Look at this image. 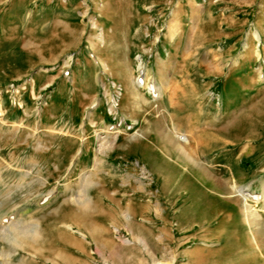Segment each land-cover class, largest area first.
Listing matches in <instances>:
<instances>
[{"label": "rangeland", "instance_id": "1", "mask_svg": "<svg viewBox=\"0 0 264 264\" xmlns=\"http://www.w3.org/2000/svg\"><path fill=\"white\" fill-rule=\"evenodd\" d=\"M216 2L207 4L206 18L205 9L195 8L192 0H0V106L5 100L9 113L6 119L0 118V170L6 180L0 181V220L20 217L22 226L37 224L40 231L35 241L20 238L19 247L0 240V263L170 264L161 259L162 249L153 240L151 246L160 252V259L149 251L145 239L140 240L164 230L163 222H147L157 207L147 201L150 195L146 194L153 190L142 191L140 187L142 181L149 180L135 160L143 137L139 135L136 140L127 136L136 132L131 124L122 119L123 125L118 126V121L109 116L115 96L131 116L155 117L156 107L138 109L127 101L122 104L123 89L117 85L122 89L118 92L114 83L110 86L109 76L104 78L109 88L96 87L101 75L95 80L96 71L90 61L93 49L106 62L123 57L126 31L131 26L141 28L149 35L143 32L142 37L150 41L147 46L141 40L146 45L135 54L136 78L138 59L144 57L146 84L150 86L155 67L152 61L149 65L145 61L148 56L144 50H149L150 60L158 54L173 60L179 43L170 41V28L177 27L179 31L176 24L172 25L174 21L194 16L200 22L198 28L185 27L178 35L188 37L186 54L199 48V53L207 55L220 47L218 40L240 39L242 35L244 47L254 35V24L264 29V0ZM146 6L152 12L146 13ZM219 6H232L236 13H222ZM91 17L95 23L89 25ZM219 23H223L222 29ZM158 36L160 40L154 47L153 39ZM255 37L260 40L259 34ZM222 48L233 56L229 69L236 64L237 53L240 52L238 57L247 54L226 83L232 90L240 84L245 97L228 94L227 108L234 118L245 123V137L253 132L263 136L264 63L259 60L253 64L252 50H239L233 44ZM83 65H88L91 72L85 79ZM141 89L151 95L146 87ZM208 95L223 112L224 95L215 89ZM240 100L242 106L236 103ZM22 104L31 107L29 116L28 108H21ZM42 115L49 120L47 123L42 124ZM20 121L23 123L18 128ZM156 127V122L150 126ZM63 129L65 135L61 136ZM104 137H109L110 142H106L107 151L100 155L102 162L98 164L96 156ZM261 210L264 216V208ZM261 242L264 250V238ZM257 247L261 250L259 241ZM10 253V259L2 256ZM217 262L220 263L215 258L207 264Z\"/></svg>", "mask_w": 264, "mask_h": 264}, {"label": "crops", "instance_id": "2", "mask_svg": "<svg viewBox=\"0 0 264 264\" xmlns=\"http://www.w3.org/2000/svg\"><path fill=\"white\" fill-rule=\"evenodd\" d=\"M192 1L195 8L205 9L203 17L206 18L207 4L217 3L216 0H206L205 3L203 0ZM212 1L215 2L211 3ZM231 7L219 6L217 9L225 14H235ZM150 9L146 6L145 12H152ZM90 19L89 25L94 24L93 18ZM198 21L196 17L189 16L183 22L172 23L179 28L175 37L171 35V28L169 32L171 44L176 45L179 40L178 54L173 60L164 54L155 55L150 60L149 50H144L148 56L145 61L148 65L152 61L155 67L153 82L161 90L159 100H155L152 94L148 96L143 93V86L137 85L135 54L140 46L148 44L150 40L142 37L144 30L134 26L125 33L123 57L116 61L111 60L112 67L110 61H104L94 49L92 50L93 58L90 62L96 71L95 80L101 75L100 83L96 81L95 85L109 88L104 81V78L109 76L110 86L114 83L123 89L122 104L130 102L138 109L152 105L157 110L156 116L152 118H143L141 114L131 116L119 103L116 119L109 115L111 119L118 121V126L123 125L122 119L131 124V129L136 132L126 133L127 136L131 135L133 139L138 140L141 135L144 140L140 139L142 145L139 154H135V160L148 174L150 181H142L140 187L142 191L153 190L146 194L150 195L147 201L157 207L156 214L148 218L147 222L164 223V230L157 231L156 236L151 233V237H140V240L145 239L148 243L149 251L160 259V252L151 246L153 240L162 249L161 259L169 261L170 264H207L210 259L215 258L220 261L217 264H264L261 262L264 260L261 242V238H264V216L261 214V209L264 208V135L253 132L251 136L245 137V123L234 118L227 108L228 94L245 97L246 91L240 84L232 90L226 83L232 71L241 65L247 54L238 57L239 52L234 55L238 58L237 62L229 69L233 56H228L222 48L233 44L239 50H252L253 64L259 60L264 63V29L254 24V35L246 40L244 47L242 35L240 39L236 37L218 40L216 43L220 47L207 55L199 53V48L186 54L188 37L178 38V35L185 27L198 28ZM220 24L219 29H222L223 23ZM255 32L259 34L260 40L255 37ZM144 33L147 37L148 32ZM156 38L153 39V46L160 40L159 36ZM141 40L147 43L142 44ZM168 65L170 66L167 67ZM88 68V65L82 67L83 79L91 75ZM148 73L150 75V69ZM82 86H85L84 81ZM261 88L264 93V87ZM212 89L224 95L223 112L216 103L217 107L214 105L212 97L208 95ZM229 101L232 105L230 99ZM2 102L3 114L0 118L6 119L5 116H9L5 109L7 103L5 104V100ZM236 103L243 105L242 100ZM22 106L31 108L28 105ZM166 106L171 109L170 112L166 110ZM42 120L43 123L49 121H45L43 115L41 122ZM153 122L157 124L155 129L150 128ZM62 133L59 134L65 135L64 129ZM182 134L186 137L183 138ZM120 135L121 133L118 137ZM104 138L101 139L109 144V137ZM104 151L107 149H100L96 163L98 160V164L102 162L100 155L104 154ZM244 189H249L251 196L246 197V194L241 193ZM256 194L258 196H254ZM256 197L261 199L256 200ZM247 204L260 218L252 227L244 215ZM201 208L204 209L202 212L199 210ZM174 223H177L175 227ZM252 232H256L261 250L252 241ZM229 254L231 256H227Z\"/></svg>", "mask_w": 264, "mask_h": 264}, {"label": "bare ground", "instance_id": "3", "mask_svg": "<svg viewBox=\"0 0 264 264\" xmlns=\"http://www.w3.org/2000/svg\"><path fill=\"white\" fill-rule=\"evenodd\" d=\"M177 33H178L177 27H173L171 29L172 37H175L177 35ZM255 35H258L257 32H255ZM147 80H148V78H147ZM153 81L150 83V86H148L146 84L145 71L142 70V67H141L140 71H139V76L137 78L138 85L146 87L149 90V92L152 94V96L159 97L161 94V90L156 86L157 84L155 85V82H153ZM21 108H24V106H22ZM29 110H30L29 108L26 110V115H28V116H29ZM0 113L3 114L1 106H0ZM20 122L17 126L18 128H20L21 124L23 123V122H21V123ZM42 124H43V122H42ZM37 130H38L37 125H35L34 126V133H36ZM106 142H107L106 140L102 141V144L100 146L101 151L105 150V147L107 146ZM97 163H99V162H97ZM0 181L6 182L5 177H4L3 173L1 172V170H0ZM241 193L246 194L247 195L246 197L251 196L249 189H244V191L242 190ZM263 197H264V194H263ZM260 199H261V197H260ZM88 203H89V201H88ZM244 215H245V219H246L248 224H250L251 221H254L253 223H255L256 221L258 222L259 221L258 219H260L248 204L245 207ZM19 218L17 219L15 216H13L11 218L8 217L6 220H0V240H8V242L10 241L14 247L21 246L20 238L22 239L23 237H25V238L30 237L31 238L30 240L35 241L38 237H40V231H39V228L37 227V224H28V225L22 226L23 221H21ZM252 234H253L252 241H254L256 246H258V239L256 237V232H252ZM143 243H145V242L143 241ZM147 248H148V245H147ZM2 256L7 258V259H10L11 253L10 254H2ZM7 263H9V260H7ZM0 264H2V263H0Z\"/></svg>", "mask_w": 264, "mask_h": 264}, {"label": "built area", "instance_id": "4", "mask_svg": "<svg viewBox=\"0 0 264 264\" xmlns=\"http://www.w3.org/2000/svg\"><path fill=\"white\" fill-rule=\"evenodd\" d=\"M143 68V63H142V60L139 61V68H138V73L140 71V68ZM118 90V92H122V89L120 87H117L116 88ZM119 106V97L118 96H115L112 100H111V103H110V114L112 115H115V110L117 109V107ZM183 138L186 137V135H183L182 136Z\"/></svg>", "mask_w": 264, "mask_h": 264}]
</instances>
